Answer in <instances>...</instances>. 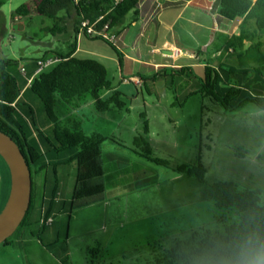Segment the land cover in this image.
Returning a JSON list of instances; mask_svg holds the SVG:
<instances>
[{
	"label": "rangeland",
	"instance_id": "1",
	"mask_svg": "<svg viewBox=\"0 0 264 264\" xmlns=\"http://www.w3.org/2000/svg\"><path fill=\"white\" fill-rule=\"evenodd\" d=\"M0 1L3 3L0 9V60L13 62L6 70L15 77L20 89L25 86L19 97L18 115L26 123L27 139L36 141L30 120L33 127L41 131V138L51 136L52 128L41 102L28 89L29 69L35 60L42 61L40 58L46 54L50 58L42 62L53 63L39 72L50 71L59 61L52 54L67 55L73 44L80 49L76 58L94 60L106 68L107 79L125 96L127 104V112L111 110L108 114L98 113L90 103V97L75 101L78 110L76 106H70L72 103L56 107L60 121L65 122L66 111H69L70 117L80 121L84 133H99L115 141H106L101 147L103 179L107 187L103 201L77 209L71 219L62 214L60 205L56 206L55 210L60 214L54 217L53 229H58L59 236L49 243L50 237H45V231L40 233L39 239L59 257L61 264H155L173 247L175 240L186 237L190 231L202 227L222 230L225 224L236 220L232 211L218 209L205 199L206 187L174 172L172 168L177 166L192 164L199 159L207 170L205 179L209 184L233 182L241 191L259 190L264 196V112L251 104H246L240 111L225 112L208 100L188 97L198 88L194 81L173 95L165 80L156 79L155 83L148 80L153 75L155 63L190 66L202 76L203 60H208L214 50L210 44L212 36L207 31L214 18L218 19L215 17L218 5L214 0H194L191 5L190 0H183L189 2L177 22L175 39L190 52L200 49L197 59L178 61V55L171 53V60H175L171 62L162 57V50L155 56L147 53L155 38V27L150 24V29L140 37L138 30L143 27L138 20L131 30L137 31L138 46L144 41V61L137 63L122 59L121 69L116 54L107 44L101 40H89L82 33L74 42V34L59 30L62 20L54 25V19L40 17L32 10L28 15L17 16L15 11L24 4H31L32 0ZM117 3L114 1L115 5ZM168 14L174 17L176 12L165 10L162 20ZM61 17H64L63 13L57 18ZM131 21L132 13L117 29H128ZM238 21L232 22V26L222 21L219 32L229 34L228 31L237 27ZM158 36L157 43L165 38L172 39L163 29L159 30ZM114 43L120 51L119 41ZM211 62L214 64L215 60ZM130 74L135 75L134 82L132 78L128 79ZM140 76L146 80L144 86L139 81ZM109 95L108 91L102 92L103 99ZM202 106L204 110H201ZM144 121L148 128L146 135L143 134ZM136 136H142L149 144L153 158L168 161L170 168L155 165L134 153L140 152L132 144ZM2 168L0 205L8 174L5 166ZM74 169V165H67L57 175L59 182L63 178L69 181L62 194L66 208L74 185ZM95 243H99L102 250L91 258L88 250L94 248ZM6 257L12 255L6 253ZM25 259L29 262L27 257ZM90 259L93 263L89 262ZM21 262L26 264L23 258L19 264Z\"/></svg>",
	"mask_w": 264,
	"mask_h": 264
},
{
	"label": "trees",
	"instance_id": "2",
	"mask_svg": "<svg viewBox=\"0 0 264 264\" xmlns=\"http://www.w3.org/2000/svg\"><path fill=\"white\" fill-rule=\"evenodd\" d=\"M139 3L140 0H121L116 5L114 0H80L77 3L73 0H32L31 4L22 5L15 13L25 16L32 10L40 17L54 19V25L64 21L63 17L57 18L63 13L66 18H71L76 34L82 33L89 40H101L107 44L116 54L121 69L123 57L117 45L109 39L85 34L79 30L80 24L87 21L94 30L107 25L109 36L112 35L118 43L127 29L124 27L115 32L117 26L122 24L128 14L137 16ZM2 5L0 1V9ZM215 17L230 24L239 20L237 33H217V39H214V48L227 54L223 63L214 67L211 56L203 60L202 76H198L190 66L160 67L148 80L151 83H155L156 79L165 80L173 95L194 81L198 88L188 97L197 96L201 101L208 100L225 112L240 111L246 104L264 112V0H218ZM98 18L100 20L97 22ZM59 30L63 32L66 28L60 27ZM216 42L219 45H215ZM75 49L76 45L73 44L67 55L53 53V58L59 61L48 72L36 73L38 59L29 70L28 89L39 99L52 125L51 136L41 138V131L36 130L30 120L36 141L27 139L24 132L26 123L18 115L19 97L24 87L20 89L15 77L6 70L13 62L0 60V132L17 144L31 174L30 204L20 227L40 222L41 228L45 229L47 219L56 207L55 198L60 185L58 171L67 165H74L75 180L67 208L64 204L66 218L71 219L77 209L103 201L107 191L103 179L101 147L106 141H115L99 133H84L80 121L70 117L72 114L69 111H66L65 122L60 121L55 110L62 103H72L70 106L75 107V101L80 102L85 97L92 99L98 113L111 110L127 112V104L125 96L113 88L107 79L106 68L94 60L72 57ZM200 53V49L196 50V55ZM49 58L45 54L40 60ZM139 79L144 86L146 80L142 76ZM104 91L110 93L106 99L102 98ZM174 100L177 103L176 96ZM201 110H204V106ZM147 132V123L144 121L143 134ZM132 144L140 151L134 153L141 158L170 168L168 161L152 157L151 148L142 136H136ZM5 168L8 170L6 165ZM172 170L206 187L205 199L218 209L232 211L237 218L225 224L222 230L202 227L190 231L186 237L175 240L173 247L155 264H241L243 252L264 246V196L259 190L241 191L233 182L217 181L209 184L205 179L207 170L199 159ZM6 174L3 202L10 183L9 172ZM43 188L46 191L41 196ZM46 192L48 199L41 201V197L47 195ZM95 245L88 250L91 258H95L102 250L99 243ZM89 262L93 263L92 259Z\"/></svg>",
	"mask_w": 264,
	"mask_h": 264
},
{
	"label": "crops",
	"instance_id": "3",
	"mask_svg": "<svg viewBox=\"0 0 264 264\" xmlns=\"http://www.w3.org/2000/svg\"><path fill=\"white\" fill-rule=\"evenodd\" d=\"M188 2L189 1L184 2L183 0H140L139 6L137 7V13H138L137 16L132 14V21L130 23L129 28L127 29V31L123 33V35L120 36L118 40L120 52H122L121 54H122L123 59L128 62H137V63L144 61L143 60L144 54L142 53L144 41L142 40L141 46H138L137 45L138 38L136 36L137 31L131 30L133 27L136 26V24L138 23V20H140V22L142 23L140 24V26L143 27L142 29L138 30L139 32H141L139 35L140 37H143V32L146 33L150 29V26H151L150 24H153L155 27L154 28L155 38L152 41V43L148 46L150 50L147 53L155 56L158 53H161V50H162V57L166 58L167 60H171V57H172L171 53L172 55L173 53L175 55H178L177 56L178 61L185 59V58L189 60L197 59L200 55H196V51L190 52V49H188V47L181 45L179 42L177 43L175 39L176 36L174 34L175 28L177 26V22L181 19V17H183L184 12H185L184 6L187 5ZM190 2L191 3L189 5L193 4L194 0H190ZM213 2L218 5V0H214ZM163 3H165V5ZM167 9L169 10L172 9V11H175L176 14L174 15V17H173V14H168L165 16V20H162L164 11ZM63 18H64V21L61 27L66 28V30L63 31V33L68 32L69 35L74 34L76 37V42H77L80 34H76L74 32L71 18L68 19L66 18V16H64ZM144 21H146V23H143ZM220 23H223L222 20L220 19L213 20L212 26L207 28V31H210V34L212 36V40H210L211 45H214L213 44L214 39L215 38L217 39V33H220L219 32ZM238 23L239 21L237 22V24ZM230 25L232 26V24ZM160 29L167 31L168 36H170L172 39L169 40L165 38L163 41H160L157 43L158 37H159L158 33ZM236 30H237V27L234 26L230 31H228L229 35L234 34ZM116 31H118V29H116L115 32ZM203 48H205V45H203ZM79 52H80V49L76 45V49H75V52L72 54V57H75ZM226 55L227 54H222L220 51L214 48V50L212 51L210 55L212 57V60H215V63H214L215 65L214 64L213 65L218 66L220 62L223 63L225 61ZM217 57L220 58L218 61L216 60ZM172 61H175V60H171V62ZM32 67H33V64H32ZM160 67H179V65L169 66L168 63H165V64L155 63L154 66L152 67V70L156 72ZM31 68L29 70H31ZM127 69H129V67H127ZM134 76L135 75L130 74L128 79L130 80L131 78L132 79L134 78L136 80V77ZM134 79H133V82H134ZM121 80L122 82L125 81L122 78V76H121ZM90 103H93V102H90ZM108 113L109 112H105L101 114H108ZM2 161L3 160L0 157L1 174L3 173L2 165L5 166L4 161L3 162ZM61 169L62 168H60V170ZM68 184H69V181L65 180L64 178L62 179V181H60L58 194L55 199L56 206L60 205L62 208L61 209L62 214L64 213L63 211L64 204H65L64 202L66 201V200H62V194L65 192L64 190L68 187ZM45 189L44 188L42 189L41 196L42 194L43 195L45 194V191H46ZM0 190H1V187H0ZM48 196L49 195L47 193V195L41 197V201L47 200ZM5 202L6 200L4 202L2 201L0 205V210L3 209ZM38 203H40V200ZM59 214H60L59 211H56V210L52 212L51 214L52 216L49 218L51 222L46 224L45 229L41 228L40 222L33 223V224H30L24 227H19L15 231V233L9 239L6 240L5 243L0 245V264H19L22 258L24 259L26 264H61L59 257L55 255L54 253H52L51 251H49L46 243H44L43 240L41 241V239H39L41 231H45V237L47 238L50 237L49 243L54 242L53 239L54 238L56 239L59 236L58 229H53L54 217ZM6 253L11 254L12 257L11 258L6 257ZM26 257L29 259V262L25 259ZM15 259H19V262L15 263L14 262Z\"/></svg>",
	"mask_w": 264,
	"mask_h": 264
},
{
	"label": "water",
	"instance_id": "4",
	"mask_svg": "<svg viewBox=\"0 0 264 264\" xmlns=\"http://www.w3.org/2000/svg\"><path fill=\"white\" fill-rule=\"evenodd\" d=\"M0 157L9 172V192L0 212V245L20 227L29 208L31 174L28 164L17 144L0 132Z\"/></svg>",
	"mask_w": 264,
	"mask_h": 264
},
{
	"label": "built area",
	"instance_id": "5",
	"mask_svg": "<svg viewBox=\"0 0 264 264\" xmlns=\"http://www.w3.org/2000/svg\"><path fill=\"white\" fill-rule=\"evenodd\" d=\"M80 0H73V2L77 3L79 2ZM115 3L121 1V0H114ZM100 19H97L96 21L98 22ZM80 31H83L85 32V34L89 35V36H100L104 39H109L111 42H115V40H113V36H109V33H108V27L107 25H104L102 26V29L100 30H94L93 27H91L90 25H88V23L86 21H83L81 22L80 24V28H79ZM53 61H48V62H42V61H37L36 63V66H37V70H36V73H38L41 69H43L46 65H50L52 64ZM23 71V70H22ZM51 220L48 219L47 220V223H50Z\"/></svg>",
	"mask_w": 264,
	"mask_h": 264
},
{
	"label": "clouds",
	"instance_id": "6",
	"mask_svg": "<svg viewBox=\"0 0 264 264\" xmlns=\"http://www.w3.org/2000/svg\"><path fill=\"white\" fill-rule=\"evenodd\" d=\"M240 260L241 264H264V246L243 252Z\"/></svg>",
	"mask_w": 264,
	"mask_h": 264
}]
</instances>
